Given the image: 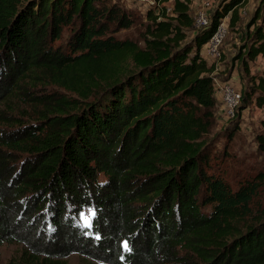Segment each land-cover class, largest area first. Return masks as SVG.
<instances>
[{"label":"trees","instance_id":"obj_1","mask_svg":"<svg viewBox=\"0 0 264 264\" xmlns=\"http://www.w3.org/2000/svg\"><path fill=\"white\" fill-rule=\"evenodd\" d=\"M156 2L138 42L116 36L135 15L117 0H0V247L19 251L6 264H264V116L261 167L225 169L241 112H264V0L241 30L246 0H219L200 27L193 0ZM223 19L241 86L216 131L203 47Z\"/></svg>","mask_w":264,"mask_h":264},{"label":"rangeland","instance_id":"obj_2","mask_svg":"<svg viewBox=\"0 0 264 264\" xmlns=\"http://www.w3.org/2000/svg\"><path fill=\"white\" fill-rule=\"evenodd\" d=\"M118 3L125 9L131 10L135 15L133 18V24L129 29L120 30L116 33V36L120 39L128 38L135 41H140L141 34L144 30L145 24V11L152 6L156 5L154 0H146L145 2H137L134 0H117ZM219 0H193L192 9L194 19L200 11L208 14V11L215 7ZM259 0H246L245 4L240 7L239 12L242 15L240 23L236 26V29L243 28L245 22L251 16L252 11L258 4ZM208 4V5H206ZM161 6V4H159ZM163 5V4H162ZM227 19V18H226ZM224 23V33H222L218 43L209 42L203 47L204 53L207 54L209 63L215 66V71L213 72L214 85L218 89L217 99L218 108H216L217 113L222 114V109L224 108L222 98L221 104L219 102V96L222 92V88L225 85H230L231 87L240 88L241 82L238 79V72L236 67L231 73V80L226 81L229 77V69L231 68V58L236 52L238 45L240 33L236 31H231L227 28L226 20ZM240 32V31H239ZM253 72H262L264 70V56H260L256 59L255 65L251 68ZM264 116V112L258 110L255 107H249L241 112L239 122V133L234 136L232 141L226 142L228 147L226 150L230 153L228 157L229 160L225 162V169L229 179L235 180L239 175L245 173H251L261 167L259 161V155L256 152V146L254 141V133L259 130L258 121ZM225 124V117L222 116L218 118L215 130L220 129L221 126ZM224 141L218 143V147H223ZM259 206H264V191L260 194ZM256 206V205H255ZM261 210V209H259ZM82 222L89 223V214L86 213L82 217ZM18 246L13 244H4L0 247V264H6L11 258L18 255ZM69 264H82L81 258L78 255H72L68 259ZM103 264V263H96Z\"/></svg>","mask_w":264,"mask_h":264},{"label":"built area","instance_id":"obj_3","mask_svg":"<svg viewBox=\"0 0 264 264\" xmlns=\"http://www.w3.org/2000/svg\"><path fill=\"white\" fill-rule=\"evenodd\" d=\"M134 1H137L140 3V2H145L146 0H134ZM154 1H156V0H154ZM156 4H157V2H156ZM206 5H208V4H206ZM166 11L167 12L170 11L169 6H166ZM225 19H223L222 22L218 25V27L216 28V31L214 32V34L210 38L209 42H212V43H218L219 42V39H220L222 33H224V31H225L224 23H223V21H225ZM206 22H207V19H206L205 12L200 11L199 14L197 15V18L194 19L195 26L196 27L203 26L206 24ZM221 96H222V102L224 105L223 116L225 117V119L231 118L234 115V110H235V108L239 102L240 93L237 90H235L233 87H231L230 85H225L222 88Z\"/></svg>","mask_w":264,"mask_h":264},{"label":"snow or ice","instance_id":"obj_4","mask_svg":"<svg viewBox=\"0 0 264 264\" xmlns=\"http://www.w3.org/2000/svg\"><path fill=\"white\" fill-rule=\"evenodd\" d=\"M124 247H125V250H129V245L127 243L124 245Z\"/></svg>","mask_w":264,"mask_h":264},{"label":"crops","instance_id":"obj_5","mask_svg":"<svg viewBox=\"0 0 264 264\" xmlns=\"http://www.w3.org/2000/svg\"><path fill=\"white\" fill-rule=\"evenodd\" d=\"M203 56H204V58L208 59V56L206 53H204V50H203Z\"/></svg>","mask_w":264,"mask_h":264}]
</instances>
